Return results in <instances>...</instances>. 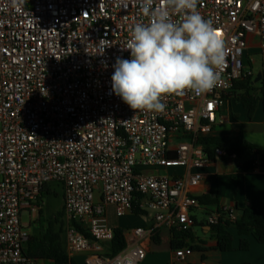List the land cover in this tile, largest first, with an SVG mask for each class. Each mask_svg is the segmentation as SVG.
Returning a JSON list of instances; mask_svg holds the SVG:
<instances>
[{
	"label": "built area",
	"instance_id": "built-area-1",
	"mask_svg": "<svg viewBox=\"0 0 264 264\" xmlns=\"http://www.w3.org/2000/svg\"><path fill=\"white\" fill-rule=\"evenodd\" d=\"M197 9L225 40L222 83L202 95H166L163 111H146L111 88L116 58H131L123 48L130 29L147 22L137 0H0V264L36 263L26 248L51 183L64 191L67 253L84 255V264L145 258L140 242L153 231L144 228L132 230L134 246L106 252L115 236L110 206L121 218L137 204L155 213L157 228H194L202 174L147 170L212 162L199 140L214 135L236 84L256 79L252 47L264 80V0H199ZM215 156L237 159L221 149ZM221 211L236 219L234 208ZM192 252L188 243L175 249L171 264H188Z\"/></svg>",
	"mask_w": 264,
	"mask_h": 264
},
{
	"label": "clouds",
	"instance_id": "clouds-1",
	"mask_svg": "<svg viewBox=\"0 0 264 264\" xmlns=\"http://www.w3.org/2000/svg\"><path fill=\"white\" fill-rule=\"evenodd\" d=\"M198 2L137 0L147 22L130 29L123 48L131 58L117 57L111 77L112 92L130 109L163 111L166 95H202L222 83L225 40Z\"/></svg>",
	"mask_w": 264,
	"mask_h": 264
},
{
	"label": "crops",
	"instance_id": "crops-1",
	"mask_svg": "<svg viewBox=\"0 0 264 264\" xmlns=\"http://www.w3.org/2000/svg\"><path fill=\"white\" fill-rule=\"evenodd\" d=\"M252 50L257 52L255 47H252L250 52ZM214 136L242 137L252 144L264 146L263 105L259 103L252 116H249L248 109L236 101V98L228 100L220 113V123L215 128ZM251 159L260 166L249 172L242 171L241 160L231 158L216 159L199 171L193 168L147 170L153 174H177L186 177L196 172L202 174V180L193 193L196 196L216 199V202L199 204L192 210L191 215L196 220V225L192 229L194 238L192 240L190 237L175 240L176 232L165 227L157 228L155 213L151 211H144L142 214L130 213L121 217L122 220H117L114 214L115 209L110 206L107 209V222L113 229H121L124 232L127 246L136 244L132 234L133 229L144 228L149 232L153 231L140 242L146 250L145 258L140 264H171L178 242L184 245L188 243L193 247L188 264H264V244L259 243L252 235L248 237L238 235L234 228L229 229L234 238L233 251L220 252L214 249L217 242L208 223V217L218 213L225 206L234 208L236 215L249 207L264 210V165L256 156ZM234 176H240V182L234 180ZM195 228H199L200 235ZM242 239L250 243V248L246 251L240 249ZM73 259L77 264H84L82 254L75 255ZM45 262L51 264L48 261Z\"/></svg>",
	"mask_w": 264,
	"mask_h": 264
},
{
	"label": "trees",
	"instance_id": "trees-1",
	"mask_svg": "<svg viewBox=\"0 0 264 264\" xmlns=\"http://www.w3.org/2000/svg\"><path fill=\"white\" fill-rule=\"evenodd\" d=\"M235 89L238 92L236 101L242 103L248 109L249 116H252L259 103L263 105L264 109V80L255 83L254 80L248 79L236 84ZM199 143L212 161L216 160V149H221L231 156L235 155L237 159L242 161L241 169L243 172L252 171L260 166L251 159L253 156L258 157L261 164L264 165V146L252 144L242 137L222 138L212 135L200 139ZM233 179L240 182V176H234ZM45 194L51 196L50 186L44 188L42 196L44 197ZM197 199L199 204L216 202V199H210L208 196H198ZM218 212V223L210 225L211 232L217 242L214 249L220 252L233 251L234 238L229 230L230 228H234L240 236L248 237L252 235L259 243L264 244V210L254 207L246 208L238 212L239 214L236 215L235 220H232L229 214L223 211L219 210ZM133 213L142 214L144 211L140 210L137 204H134ZM114 232V239L105 246L106 252L111 256H115L127 248L124 232L121 229H115ZM184 237L194 239L192 230L188 233H174L175 240ZM176 246V249H178L185 245L178 242ZM249 248V241L242 239L240 249L246 251ZM26 253L35 262L48 261L51 264H77L66 250L64 208L58 212L57 216L48 219L45 229L40 234L32 237L27 245Z\"/></svg>",
	"mask_w": 264,
	"mask_h": 264
},
{
	"label": "rangeland",
	"instance_id": "rangeland-1",
	"mask_svg": "<svg viewBox=\"0 0 264 264\" xmlns=\"http://www.w3.org/2000/svg\"><path fill=\"white\" fill-rule=\"evenodd\" d=\"M250 54L254 55L253 58L255 60L253 70H254V72L258 73L261 70V60H260L257 52H255V50H252L250 52ZM49 186H50V189L52 191V194H51V196L48 194H45L43 197V200L45 202V206L36 219L37 221L35 224L36 227L34 229V235L40 234L45 229L48 219L50 217L57 216L58 212H60L61 209L64 208V191H63V188L61 187V185L56 184V183H51ZM55 193H56V195H55ZM114 214H115V212H114ZM115 218L117 220H122V218L117 217L116 214H115ZM27 220H28V218L25 214L24 215V221L27 222ZM196 232H197V234L200 235L199 228L196 229ZM35 264H47V262L39 261V262H36Z\"/></svg>",
	"mask_w": 264,
	"mask_h": 264
},
{
	"label": "water",
	"instance_id": "water-1",
	"mask_svg": "<svg viewBox=\"0 0 264 264\" xmlns=\"http://www.w3.org/2000/svg\"><path fill=\"white\" fill-rule=\"evenodd\" d=\"M261 81H262V73L259 72V73L257 74V77H256V79L254 80V82H255V83H259V82H261ZM235 214H236V212H235Z\"/></svg>",
	"mask_w": 264,
	"mask_h": 264
}]
</instances>
